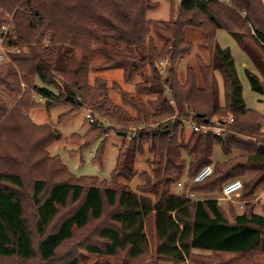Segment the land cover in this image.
Segmentation results:
<instances>
[{"label": "trees", "instance_id": "trees-1", "mask_svg": "<svg viewBox=\"0 0 264 264\" xmlns=\"http://www.w3.org/2000/svg\"><path fill=\"white\" fill-rule=\"evenodd\" d=\"M231 3L181 0L176 16L148 20L146 11L158 5L153 0H0V27L7 21L3 13L11 15L7 24L12 27L5 35L0 31L12 60L0 65V88L21 92L10 109L0 98V264H264V207L262 214L251 205L235 213L231 204L227 211L213 196L192 200L171 193L177 176L193 177L210 164L211 175L193 183L192 193H221L227 181L252 170L260 173L252 186L264 182V140H254L261 135L264 109L258 113L247 108L234 57L215 36L217 30L227 31L264 79V63L246 43L248 38L264 57V3ZM237 10H245V16ZM187 26L202 30L210 60L207 64L196 56L180 80L177 63L192 49L184 32ZM151 34L162 43L157 45ZM97 57L101 60L94 67ZM164 60L169 64L166 71L160 66ZM94 68L121 70L122 81L133 83L134 91L101 76L91 80ZM244 73L251 89L264 94L258 73L246 67ZM136 76L141 79L133 82ZM111 90L119 92L121 104L134 115L121 105H108ZM145 96H152L151 107ZM57 105L68 107L59 122L86 108L124 136L133 127L147 125L118 149L111 183L76 177L59 156L49 154L59 133L49 124H35L28 113ZM175 112L185 118L193 115L196 124L204 126L216 125V116L219 123L227 122L229 117L222 116L228 113L233 135L191 130L186 139L181 121L159 123ZM91 122L94 130L101 128ZM148 124L157 126L150 129ZM217 142L226 155L240 152L213 162ZM146 143L156 153L155 166L151 175H140L143 183L137 189L142 194H137L117 179L133 176ZM104 150L102 142L95 161L102 162ZM246 184L236 194L246 196Z\"/></svg>", "mask_w": 264, "mask_h": 264}, {"label": "rangeland", "instance_id": "rangeland-1", "mask_svg": "<svg viewBox=\"0 0 264 264\" xmlns=\"http://www.w3.org/2000/svg\"><path fill=\"white\" fill-rule=\"evenodd\" d=\"M157 2V7L151 10L146 11V18L148 20H169L172 15L176 16L181 0H153ZM264 3V0H261ZM225 4V2L220 1ZM228 6H232L231 0L229 3H226ZM238 14L242 17L245 16V10H237ZM5 19L9 21L11 19L10 14L3 13ZM7 21L2 24L0 27V31L5 35L7 31H9L12 27L11 25L7 24ZM151 31V30H150ZM186 39L192 43L191 51L181 58L177 63V76L180 80H183L185 77V67L186 65L193 64L195 62V57L200 56L207 64L209 63V51L204 45V36L202 30L197 27H185L184 28ZM152 33V32H151ZM216 40L221 47L229 48L231 54L235 60V66L242 82V96L246 103L247 108L254 110L258 113H262L264 109V94H258L254 92L250 84L245 76L244 68H248L256 73H258L260 79L263 81L264 79L259 71L253 66L251 61L249 60L248 56L244 53L241 49L239 44L232 38V36L225 30H217L216 31ZM151 39L157 44L160 45L162 40L157 37L155 34H151ZM4 38H0V54L5 56V58H0V65L5 64H12L11 58L7 55V46L3 45ZM246 43L250 46V48L257 53L260 57L262 62L264 63L263 54L259 51L257 47L246 38ZM21 46V48H20ZM18 46L19 49L22 51H26L27 48L24 45ZM13 47V46H11ZM9 47V49H11ZM12 51L10 50V53ZM7 55V56H6ZM101 58L97 57L95 59L94 67L98 65ZM168 62L165 60L160 63L162 71H166ZM148 74V71L145 72V75ZM95 76H101L105 78L108 83L110 84L111 81H116L120 83V85L128 90L134 91L133 83H124L122 81V71L119 69H105V70H97L94 68L92 73L90 74V79L94 78ZM215 77L218 80V85L220 89V103L223 104V97H222V86H221V78L219 73L215 72ZM141 78L136 76L134 81H139ZM22 89H24V83H21ZM21 96V92L16 93H8L7 91L0 88V98L3 99L4 104L6 105L7 109H10L15 105L19 97ZM152 96H145L143 100L147 103L149 107L150 104L148 103L149 99ZM35 101L42 102L39 100L37 96L34 97ZM170 105L175 108V103L170 100ZM108 105L111 107L113 105H121L128 113L134 115V110L127 107L126 105L121 104L120 94L118 91L111 90L109 91L108 95ZM68 110L67 106L64 105H57L54 107L49 108L48 110L45 107H34L29 110V118L38 125L42 124H49L51 125L58 133L59 139L51 144L48 147V152L51 156H59L62 162L66 165L68 170L76 177L80 176H92L97 177L99 180H105L108 183L112 182L111 172L115 167L116 157L118 153V149L120 146L128 139V136L134 135L136 136L138 131H141L146 128V124L139 125L137 127H133L132 131L129 130L126 136H122L117 131V126H112V128L108 127L110 125L108 121L103 119L100 115L96 113H92L89 109L81 108L76 113L66 117L62 121H58L59 117L64 114ZM228 113L222 118L230 117ZM193 115L185 116L178 115L177 112L174 113L170 118H166L162 120L160 125H173L175 120L181 121L184 127V134L185 138L187 139L191 133V124L196 123L192 119ZM219 117H213L212 120L216 121V125H219L218 120ZM98 122L101 128H97L94 130V126L92 127V122ZM157 124H148L150 129H155ZM227 127V135H233L231 132L232 126ZM106 131V132H105ZM260 131L261 135L260 138L254 140H264V120L260 122ZM89 134L88 137L86 135ZM74 135V137H72ZM234 138H238L234 136ZM253 140V141H254ZM104 142L105 150L102 156V162L99 163L94 160L95 152L100 145V143ZM240 151L236 149L232 151L230 155L224 154L221 149L220 144L217 142L214 144L213 152L211 159L213 162H222L230 157L237 155ZM156 155L155 151L152 150L150 143H146L144 145V150L141 155H137L135 161V173L129 179L118 178L117 182L126 184L131 188V190L137 194H142L138 189L137 186L143 183L142 178L140 175L145 172L148 175L152 174V168L155 166V162L153 161L154 156ZM186 164L189 163V158L186 155H183ZM212 167L213 165L210 164ZM183 174V173H182ZM260 174V173H259ZM259 174L257 171H248L244 176L238 177L235 179L240 180L243 185L244 183L246 186L244 190L250 189L249 193L241 197V195H234L231 199H223L222 192L213 195H205V194H194L195 198L200 197H211L213 196L214 199L227 211H229V205L233 206V210L235 213H241L244 211L246 206L251 205L252 209L255 213L262 214L263 207H264V182L258 184L257 186H252L254 179H256ZM187 174H183L177 176V180L183 182L187 177ZM250 180L249 182H247ZM254 187V188H253ZM171 193L175 195H180L182 193L181 188L177 187L175 184L171 186ZM241 205V208L239 207ZM194 253H197L201 256H210L211 252L203 251V250H194ZM188 264H192L187 262ZM155 264H173L172 262L166 261H158ZM186 264V263H185Z\"/></svg>", "mask_w": 264, "mask_h": 264}, {"label": "built area", "instance_id": "built-area-1", "mask_svg": "<svg viewBox=\"0 0 264 264\" xmlns=\"http://www.w3.org/2000/svg\"><path fill=\"white\" fill-rule=\"evenodd\" d=\"M218 1L229 3V0H218ZM0 58H5V56H2L0 54ZM232 121H233V118L229 117L227 122H223L222 124L218 123L221 125H217V126H204V125H198L196 123H193L191 124V129L194 132H198V133L204 134L207 132H211L214 135L224 137L225 135H227V132H228L226 126ZM132 137H134V135L128 136V139H131ZM212 171H213V167L211 165H206L202 169H200L193 177H187L183 182L178 181L177 182L178 187H182V185H185V183H187L186 188L182 189L181 194L194 200L195 195L194 193L190 191V186L193 183L200 182L206 179L208 176L211 175ZM241 188H242V182L240 180L233 179V180L227 181L223 185L222 191H221L223 195V199H231V197L234 196L237 192H239ZM239 207L241 208V205H239Z\"/></svg>", "mask_w": 264, "mask_h": 264}, {"label": "water", "instance_id": "water-1", "mask_svg": "<svg viewBox=\"0 0 264 264\" xmlns=\"http://www.w3.org/2000/svg\"><path fill=\"white\" fill-rule=\"evenodd\" d=\"M198 117H203V115H198ZM120 135H122V136H124L125 135V133L124 132H118Z\"/></svg>", "mask_w": 264, "mask_h": 264}, {"label": "crops", "instance_id": "crops-1", "mask_svg": "<svg viewBox=\"0 0 264 264\" xmlns=\"http://www.w3.org/2000/svg\"><path fill=\"white\" fill-rule=\"evenodd\" d=\"M186 264H188V263H186Z\"/></svg>", "mask_w": 264, "mask_h": 264}]
</instances>
